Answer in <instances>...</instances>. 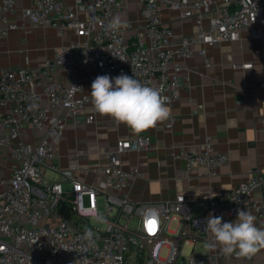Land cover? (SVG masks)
Returning <instances> with one entry per match:
<instances>
[{"label": "built area", "instance_id": "built-area-1", "mask_svg": "<svg viewBox=\"0 0 264 264\" xmlns=\"http://www.w3.org/2000/svg\"><path fill=\"white\" fill-rule=\"evenodd\" d=\"M0 1V19L8 28H17L7 20L16 0ZM80 2L89 13L86 18H80L73 5L34 0L24 12L32 27L72 29L78 38L56 46L52 63L43 67L0 69V102L13 103L0 111V163L7 167L0 169V264H221L220 252L209 248L206 257L196 253L184 257L180 247L170 243L161 255L168 242V220L183 211V196L159 202L132 199L127 189L139 168L126 170L121 160L126 151L150 149L148 135L117 140L109 164L92 169L103 176L100 184L87 183L73 170L56 165L51 169L60 172V180L43 170L57 154L55 141L64 136L68 119L82 116L87 123L96 119L94 108L88 109L91 99L85 83L91 85L100 75L114 78L123 73L163 89L168 102L176 101L186 82L181 59L206 55L209 46L241 31L262 38L264 0H141L145 25L134 38L120 28L108 29L124 0ZM168 2L181 18L194 19L197 27L177 48L171 47V26L161 19L162 4ZM192 44L201 47L195 50ZM252 66L251 62L238 65ZM260 84L264 86V77ZM27 128L40 133L35 144L24 140L22 132ZM179 156L189 170L203 167L209 176L228 160L227 154L213 152L209 142L201 152L183 148ZM207 196L204 212L186 214L187 227L179 235L208 237L204 230L210 214L231 220L238 209L251 212L264 226V170L253 172L224 195L207 192ZM100 198L104 209L99 208ZM87 231L94 243L84 238Z\"/></svg>", "mask_w": 264, "mask_h": 264}, {"label": "crops", "instance_id": "crops-1", "mask_svg": "<svg viewBox=\"0 0 264 264\" xmlns=\"http://www.w3.org/2000/svg\"><path fill=\"white\" fill-rule=\"evenodd\" d=\"M33 1L16 0L14 10L7 13V20L17 24V28H8V23L0 19V69L43 67L47 62L52 63L56 46L78 38L72 29L51 25L32 27L24 12ZM58 3L75 6L80 18L89 16L80 0H58ZM116 18L121 22L120 30L134 38L137 30L145 25L141 0H124ZM161 19L172 28V48L180 47L197 29L194 19L181 18L178 11L169 7V2L162 4ZM190 47L197 50L201 46ZM181 62L186 82L180 98L168 102L170 118L142 133L150 137V149L126 151L121 160L126 170L139 168V175L127 189L132 199L159 202L183 196V211L168 220V242L163 245L162 253L174 243L184 257L193 253L206 257L209 236L178 234L181 228L187 227L185 215L204 212L207 192L224 195L253 172L264 170V86L260 84L264 77V31L258 39L241 31L229 40L209 46L206 55L195 54L182 58ZM246 62H251L252 68L238 67ZM84 89L90 94L91 85L85 83ZM12 104L0 102V111L9 110ZM88 109L92 110L91 100ZM95 117L91 123L85 122L82 116L77 120L68 119L64 136L55 141L57 154L43 170L46 176L62 179L60 172L51 169L56 165L62 170H73L87 183L103 181V176L92 169L109 164L110 151L117 140L135 134L109 117L98 113ZM22 136L26 142L35 144L40 133L27 128ZM208 142L213 152L228 156L215 176H209L203 167L189 170L186 160L179 156L183 148L201 152ZM6 168L0 163V169ZM235 219L223 218L222 222ZM256 223L260 226L257 220ZM263 252L249 260L220 253L219 260L221 264H264Z\"/></svg>", "mask_w": 264, "mask_h": 264}, {"label": "clouds", "instance_id": "clouds-1", "mask_svg": "<svg viewBox=\"0 0 264 264\" xmlns=\"http://www.w3.org/2000/svg\"><path fill=\"white\" fill-rule=\"evenodd\" d=\"M121 27L119 18L109 23V30ZM91 105L95 112L123 124L134 134H141L168 120L171 110L163 89L121 73L117 77L97 76L91 84ZM102 222V217H96ZM221 216L210 214L205 230L209 234L207 247L218 250L225 257L235 255L250 259L264 250V226H257L256 217L249 211L237 210L234 222H222ZM86 240L94 243L91 231Z\"/></svg>", "mask_w": 264, "mask_h": 264}, {"label": "rangeland", "instance_id": "rangeland-1", "mask_svg": "<svg viewBox=\"0 0 264 264\" xmlns=\"http://www.w3.org/2000/svg\"><path fill=\"white\" fill-rule=\"evenodd\" d=\"M50 174H52V173H49V175H50ZM50 176H52V175H50ZM52 177L55 178L54 176H52ZM65 189H69V186H68V185H65ZM99 208H100V209H104V206H103V199H102V198L99 199ZM96 223H97V225L101 226L102 228L105 226V224H102V223H100V222H96ZM131 224H132V225H135V224H136V219L132 220V221H131ZM171 226H172V223L170 224V228H171ZM161 255H162V256H165V253L163 252Z\"/></svg>", "mask_w": 264, "mask_h": 264}]
</instances>
